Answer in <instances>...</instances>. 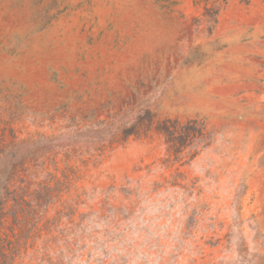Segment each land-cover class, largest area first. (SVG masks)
<instances>
[{
	"label": "rangeland",
	"instance_id": "374dc122",
	"mask_svg": "<svg viewBox=\"0 0 264 264\" xmlns=\"http://www.w3.org/2000/svg\"><path fill=\"white\" fill-rule=\"evenodd\" d=\"M0 264H264V0H0Z\"/></svg>",
	"mask_w": 264,
	"mask_h": 264
}]
</instances>
